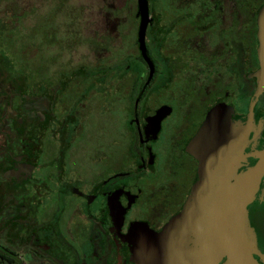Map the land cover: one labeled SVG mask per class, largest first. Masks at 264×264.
Returning a JSON list of instances; mask_svg holds the SVG:
<instances>
[{"label": "flooded vegetation", "instance_id": "af4514ba", "mask_svg": "<svg viewBox=\"0 0 264 264\" xmlns=\"http://www.w3.org/2000/svg\"><path fill=\"white\" fill-rule=\"evenodd\" d=\"M263 3L148 0L149 81L137 4L90 65L64 59L82 39L58 25L59 2L28 28L33 11L0 10V264H140L197 180L187 145L216 106L263 149ZM249 214L262 246L264 178Z\"/></svg>", "mask_w": 264, "mask_h": 264}, {"label": "water", "instance_id": "95a60500", "mask_svg": "<svg viewBox=\"0 0 264 264\" xmlns=\"http://www.w3.org/2000/svg\"><path fill=\"white\" fill-rule=\"evenodd\" d=\"M136 4L139 51L148 64L149 81L153 66L145 47L151 22L148 0ZM257 41L254 102L264 92V3L257 15ZM223 113L222 107H214L188 143V153L198 162L197 180L181 211L139 248L140 264H264V238L259 246L249 214L264 178V148L257 149L259 134L254 128L231 123ZM157 117L156 113L153 118Z\"/></svg>", "mask_w": 264, "mask_h": 264}, {"label": "rangeland", "instance_id": "374dc122", "mask_svg": "<svg viewBox=\"0 0 264 264\" xmlns=\"http://www.w3.org/2000/svg\"><path fill=\"white\" fill-rule=\"evenodd\" d=\"M58 2L62 12L58 25L65 33L77 30L82 39L78 47L65 51L64 59L70 64L81 62L90 65L94 61L105 58V51L97 45H104L107 35L111 33L114 38L117 29L123 28L120 33L126 34L131 28L130 13L136 9L135 0H4L0 3V10L23 11L25 14L33 11L29 19L22 21L23 26L28 28L32 21L37 20L35 17L42 16L39 15L40 13L55 10ZM22 17H25L24 14ZM112 43L114 47H119L121 40L117 38ZM193 117H199V115L194 114L189 118ZM106 127L109 126L106 125ZM101 138L103 137L98 136L97 139Z\"/></svg>", "mask_w": 264, "mask_h": 264}]
</instances>
